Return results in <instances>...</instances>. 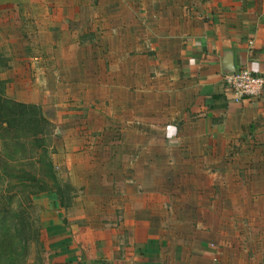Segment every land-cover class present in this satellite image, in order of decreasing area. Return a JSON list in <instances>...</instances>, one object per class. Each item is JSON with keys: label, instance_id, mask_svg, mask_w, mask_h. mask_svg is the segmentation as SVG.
I'll list each match as a JSON object with an SVG mask.
<instances>
[{"label": "crops", "instance_id": "obj_1", "mask_svg": "<svg viewBox=\"0 0 264 264\" xmlns=\"http://www.w3.org/2000/svg\"><path fill=\"white\" fill-rule=\"evenodd\" d=\"M9 19L15 99L59 125L77 188L25 264H264V90L222 80L264 77V0H0Z\"/></svg>", "mask_w": 264, "mask_h": 264}, {"label": "rangeland", "instance_id": "obj_2", "mask_svg": "<svg viewBox=\"0 0 264 264\" xmlns=\"http://www.w3.org/2000/svg\"><path fill=\"white\" fill-rule=\"evenodd\" d=\"M18 20L17 24L18 22L21 24V21ZM15 25L11 19L7 21L0 20V92L4 98L20 103L15 99V96L21 90L18 88V85H15L10 75L12 69L15 67V57L21 54V48L19 47L28 43L29 40L26 35H14L16 30H13V27ZM30 43H36V41ZM29 53L34 55L35 51H26L24 54L27 55ZM35 107V111L41 115V109L37 106ZM32 111L34 112V110ZM27 112L31 113V110ZM51 113L52 111L45 112V115L47 114L50 117ZM77 116L79 117V114ZM45 120L48 121L47 119ZM78 121L79 118H77ZM51 126L52 138L48 151L52 163L53 161L57 162L54 141H57L60 137L55 135V130L59 125L51 124ZM25 150L23 154L18 153L15 158L9 161V159L5 158L7 150L5 151L2 147L0 148V163L5 162L12 170V172H6L9 174H16L20 170L27 173L33 172L35 169H32L34 160L29 156V147H26ZM55 164L53 165L52 163L56 182H46L47 189L51 192L37 194L30 198L29 201L26 197L17 196L15 194L16 190L7 188V182L3 181L4 172L0 167V223H8L7 226L9 227V231L4 228V224H1L0 227V264H25L30 247L32 245L35 247L40 242L39 224L45 213L43 212V206L45 207L44 202H46V199L50 195L54 197L56 204L60 207H66L70 204L77 188L71 187L69 181L65 178L62 166L57 163ZM14 194L15 197H13ZM15 215H18L20 220L15 219ZM9 221L14 223L15 228H11L13 224Z\"/></svg>", "mask_w": 264, "mask_h": 264}, {"label": "trees", "instance_id": "obj_3", "mask_svg": "<svg viewBox=\"0 0 264 264\" xmlns=\"http://www.w3.org/2000/svg\"><path fill=\"white\" fill-rule=\"evenodd\" d=\"M35 109V106L8 100L0 92V148L7 150L5 158L11 161L29 147V156L34 160L32 169L35 168L32 173L20 170L16 174H9L6 171L12 172L11 168L2 162L3 181L7 182V188L16 190L17 196L26 197L28 201L37 194L51 192L47 189V181L56 182L48 151L52 126ZM15 216L20 220L18 215ZM9 222L13 224L11 228H15L14 223ZM1 224L9 231L8 223L1 222L0 227Z\"/></svg>", "mask_w": 264, "mask_h": 264}, {"label": "built area", "instance_id": "obj_4", "mask_svg": "<svg viewBox=\"0 0 264 264\" xmlns=\"http://www.w3.org/2000/svg\"><path fill=\"white\" fill-rule=\"evenodd\" d=\"M222 80L224 92L235 103L255 99L264 90V77L247 69L225 74Z\"/></svg>", "mask_w": 264, "mask_h": 264}]
</instances>
